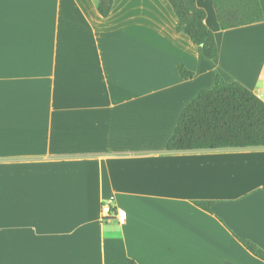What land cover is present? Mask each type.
Instances as JSON below:
<instances>
[{"label": "crops", "instance_id": "1", "mask_svg": "<svg viewBox=\"0 0 264 264\" xmlns=\"http://www.w3.org/2000/svg\"><path fill=\"white\" fill-rule=\"evenodd\" d=\"M195 1L214 60L167 0L107 17L97 0H0V264H264L239 241L264 250V147L166 150L216 73L264 102V0L228 30Z\"/></svg>", "mask_w": 264, "mask_h": 264}, {"label": "trees", "instance_id": "2", "mask_svg": "<svg viewBox=\"0 0 264 264\" xmlns=\"http://www.w3.org/2000/svg\"><path fill=\"white\" fill-rule=\"evenodd\" d=\"M177 17L176 32L188 36L199 53L214 60L218 48L213 32L205 25L206 14L195 0H167ZM220 30L246 26L263 20L259 0H210ZM113 0H97L102 17L110 13ZM182 79L192 73L178 67ZM264 147V102L238 82H226L216 73L214 85L199 92L182 110L175 129L167 141V151ZM199 208L210 211L212 201H196ZM256 258L264 261V250L239 239ZM127 264H137L128 260Z\"/></svg>", "mask_w": 264, "mask_h": 264}, {"label": "built area", "instance_id": "3", "mask_svg": "<svg viewBox=\"0 0 264 264\" xmlns=\"http://www.w3.org/2000/svg\"><path fill=\"white\" fill-rule=\"evenodd\" d=\"M102 211H103L104 214H106V216H108V215H110L111 217L115 216V213L111 210L109 205L103 206Z\"/></svg>", "mask_w": 264, "mask_h": 264}]
</instances>
